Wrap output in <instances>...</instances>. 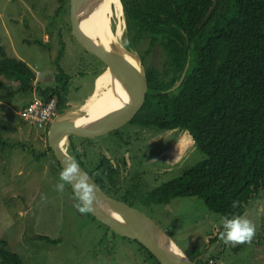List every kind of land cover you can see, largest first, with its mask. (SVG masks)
I'll return each instance as SVG.
<instances>
[{
  "label": "rangeland",
  "instance_id": "374dc122",
  "mask_svg": "<svg viewBox=\"0 0 264 264\" xmlns=\"http://www.w3.org/2000/svg\"><path fill=\"white\" fill-rule=\"evenodd\" d=\"M70 2L59 14L62 0H0V61L3 49L9 57L26 62L37 76L34 91L20 92V84L11 80L0 88V239L24 264H156L136 241L115 234L89 215L49 150L47 130L32 126L22 116L26 106L41 100L40 89L60 84L57 75L62 70L70 77L63 97L83 109L106 69L75 37ZM112 19L114 31L118 23L122 26L121 44L131 47L125 13L121 21ZM140 46L136 51L143 57L148 42ZM158 67L164 77L166 66ZM136 128L127 124L92 138L73 137L78 153L94 169L104 157L116 163L115 154L127 152L126 143L132 142L129 135ZM143 132L140 143H131L130 176L123 171L115 180L121 188L137 181L129 191L135 208L166 230L185 254L201 252L207 260L201 264H264V189L243 215L254 225L252 238L226 243V219L209 210L203 199L175 198L154 204L149 195L205 161L206 154L184 129ZM64 147L69 149L70 142ZM72 156L78 158L75 151ZM108 161L112 173L116 172Z\"/></svg>",
  "mask_w": 264,
  "mask_h": 264
},
{
  "label": "trees",
  "instance_id": "16d2710c",
  "mask_svg": "<svg viewBox=\"0 0 264 264\" xmlns=\"http://www.w3.org/2000/svg\"><path fill=\"white\" fill-rule=\"evenodd\" d=\"M68 1L62 0L59 14ZM121 3L132 39L133 47L129 48L138 49L143 41L148 42L143 60L149 91L133 122L167 131L184 129L207 156L180 178L153 192L152 201L169 203L175 198L196 197L226 220L243 216L264 189V0ZM188 61L190 68L183 83L170 91ZM161 63L166 66L164 77L158 67ZM62 72L57 75L60 84L39 90L44 102L58 99L60 112L67 102L63 93L70 78ZM5 80L19 83L20 92H30L35 90L37 76L26 62L9 57L2 49L0 88H6ZM69 142L70 154L75 151L79 155L73 136ZM110 165L104 159L99 168L108 166L112 172ZM105 175L115 184L113 173ZM100 181L105 189L102 177ZM139 245L149 260L159 264ZM0 261L24 264L1 239Z\"/></svg>",
  "mask_w": 264,
  "mask_h": 264
},
{
  "label": "water",
  "instance_id": "95a60500",
  "mask_svg": "<svg viewBox=\"0 0 264 264\" xmlns=\"http://www.w3.org/2000/svg\"><path fill=\"white\" fill-rule=\"evenodd\" d=\"M104 2L105 0H71L73 32L88 51L106 64L105 71H110L113 81L120 91L125 93V97L119 101L118 109L97 121H88L81 106L74 108L72 104L66 102L65 108L51 124L48 132L49 147L53 150L74 195L91 216L115 234L137 241L157 259L159 264H197L152 218L103 191L64 147L66 142L69 143L71 136L92 138L119 130L137 116L146 102L149 91L147 72L137 49L124 46L121 42L118 44L110 42L107 45L104 33L93 34L88 27L86 28V24L91 23ZM189 68L190 61L170 91L181 86Z\"/></svg>",
  "mask_w": 264,
  "mask_h": 264
},
{
  "label": "bare ground",
  "instance_id": "6f19581e",
  "mask_svg": "<svg viewBox=\"0 0 264 264\" xmlns=\"http://www.w3.org/2000/svg\"><path fill=\"white\" fill-rule=\"evenodd\" d=\"M124 14V8L121 0H105L103 6L94 16L91 23L86 24L93 34L104 33L109 43H120L119 36L122 33V26L117 25L113 30L111 19L113 16L120 18ZM113 20V19H112ZM124 23H122L123 25ZM124 28V27H123ZM125 97V93L120 91L118 85L113 81L110 71H105L96 81V91L83 106V112L86 113L88 121H97L119 108V101ZM64 143V140H62ZM65 145V144H64Z\"/></svg>",
  "mask_w": 264,
  "mask_h": 264
},
{
  "label": "flooded vegetation",
  "instance_id": "af4514ba",
  "mask_svg": "<svg viewBox=\"0 0 264 264\" xmlns=\"http://www.w3.org/2000/svg\"><path fill=\"white\" fill-rule=\"evenodd\" d=\"M143 58L144 57H142V59ZM145 59H147V58L145 57ZM143 62H144V60H143ZM144 65H145V62H144ZM145 67H146V65H145ZM146 72H147V67H146ZM133 121H134V119L129 124H135V126L136 127L138 126L139 128H136L134 130V133L132 135H129V136L132 139V142H134V144H136V142L137 143H140L141 133L144 130H149L151 128H149V127H141L138 123H135ZM152 129H154V128H152ZM175 130H177V129H175ZM168 131H170V130H168ZM131 143H126V146H127L126 147V151L127 152H123V154H120V155L115 154V156L117 158V162L116 163H114L113 160H111L110 158H107V157H104V158H102L100 160L99 166L102 163L101 161H103L104 159L110 160L112 162V164H114V166L116 168L114 171H116V172H114L112 176H115L116 181H117L118 175L120 176L121 172H123V171H125L123 174H126V175H124L126 177L127 176H130V174H131V171H132V161H131L132 156L129 155L130 148L132 146ZM77 156H78V158L76 156L73 157V158H75V160L92 176V178L95 180V182L99 185L100 188H101V185H100L101 184L100 177H102L103 180L105 179L104 180V184H105L106 187H105V189H102L101 188L103 191H105L111 197L116 198L118 200H121V201L127 203L128 205L135 207L134 202L131 200V194H130L129 191L132 189L133 185L137 181H134L133 184H132V181H129L128 183H125V184H127V185H125L126 187L121 188L119 181H118V183H119V186H118V184H116V183L113 184L114 183V180L112 182L111 179H108L106 177L105 174H109V172L106 170V168H99L98 165H97V167L96 168L94 167V169H93L92 166L90 167V164L86 161V158H84L80 154L77 155ZM86 167H88L89 169H86ZM126 177H125V179L124 178L123 179L126 180ZM163 185H161V186L155 188L154 190H152L149 193V195H151L153 192H156L157 190H159ZM153 203L154 204H158V203H155V201ZM201 254L202 253L196 254V250H195L191 254V256H189V258H191V260L195 261L197 264H201L204 261H205L204 263H207V260L202 259V255Z\"/></svg>",
  "mask_w": 264,
  "mask_h": 264
},
{
  "label": "built area",
  "instance_id": "2783aa9c",
  "mask_svg": "<svg viewBox=\"0 0 264 264\" xmlns=\"http://www.w3.org/2000/svg\"><path fill=\"white\" fill-rule=\"evenodd\" d=\"M59 114L58 99L52 98L48 102L36 100L23 109L22 116L40 130H48Z\"/></svg>",
  "mask_w": 264,
  "mask_h": 264
},
{
  "label": "clouds",
  "instance_id": "9594fccd",
  "mask_svg": "<svg viewBox=\"0 0 264 264\" xmlns=\"http://www.w3.org/2000/svg\"><path fill=\"white\" fill-rule=\"evenodd\" d=\"M47 132L49 131L47 130ZM224 228L223 236L226 243H243L250 240L254 234V225L244 216L226 220Z\"/></svg>",
  "mask_w": 264,
  "mask_h": 264
},
{
  "label": "crops",
  "instance_id": "0c3cea01",
  "mask_svg": "<svg viewBox=\"0 0 264 264\" xmlns=\"http://www.w3.org/2000/svg\"><path fill=\"white\" fill-rule=\"evenodd\" d=\"M94 93H95V91H94ZM94 93H93V95H94ZM93 95H91V96H93ZM91 96H90V97H91ZM40 99H41V98H40ZM41 100H42V99H41Z\"/></svg>",
  "mask_w": 264,
  "mask_h": 264
}]
</instances>
